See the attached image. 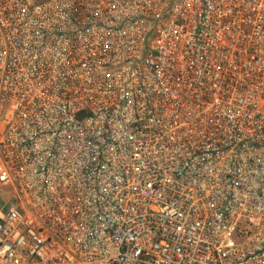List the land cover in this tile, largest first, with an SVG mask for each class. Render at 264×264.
Segmentation results:
<instances>
[{
    "label": "built area",
    "instance_id": "built-area-1",
    "mask_svg": "<svg viewBox=\"0 0 264 264\" xmlns=\"http://www.w3.org/2000/svg\"><path fill=\"white\" fill-rule=\"evenodd\" d=\"M0 264H264V0H0Z\"/></svg>",
    "mask_w": 264,
    "mask_h": 264
}]
</instances>
